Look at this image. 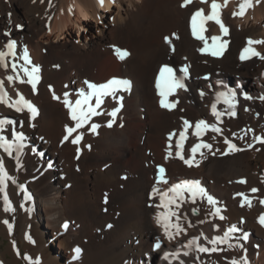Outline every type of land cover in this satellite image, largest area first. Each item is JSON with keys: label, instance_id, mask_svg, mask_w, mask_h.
Returning <instances> with one entry per match:
<instances>
[{"label": "bare ground", "instance_id": "bare-ground-1", "mask_svg": "<svg viewBox=\"0 0 264 264\" xmlns=\"http://www.w3.org/2000/svg\"><path fill=\"white\" fill-rule=\"evenodd\" d=\"M211 2L104 0L101 6L100 0H0V51L16 41V57H7L8 68L0 65V80L9 102L23 94L37 109L33 117L27 109L18 112L0 102V119L16 121L2 134L14 139V129L25 135L24 148L18 154L14 149L13 157L0 148L16 181L7 188L14 212L3 210L0 193V235L9 239L0 264H22L23 259L31 264H244V257L247 264H264V60L239 58L249 40L264 41V0H251L243 16L233 15L242 0H217L228 32L207 21L203 35L210 46L213 36L220 37L217 43L227 42L220 56L199 51L204 41L192 34V15L200 8L207 15ZM251 47L264 54V43ZM25 49L28 67L40 69L35 89L22 70L11 68L13 60L25 63ZM116 49L129 55L120 59ZM165 64L185 84L167 97L175 103L172 109L161 106L156 86ZM113 70L118 72L100 77ZM17 71L20 78L8 81ZM112 78L130 81V89H120L116 98L104 96L100 114L65 141V126L76 123L65 93L75 103L81 89L90 91L86 81L102 84ZM228 89L237 93L234 116L222 98L217 102V94ZM214 103L220 120L212 114ZM200 120L221 132L208 129L197 136ZM92 124L99 125L95 132ZM181 132L186 136L182 142ZM81 133L80 142L72 143ZM225 138L241 150L228 151ZM201 143L212 147L193 156L192 147ZM188 159L195 162L189 166ZM161 167L166 184L160 180ZM182 181H199L216 204L199 196L193 201L185 192L179 207L172 205L179 219L171 218L185 231L170 229V240L157 223L165 211L158 207L159 193ZM238 193L251 200L250 207L242 205ZM232 226L239 231L228 243L215 245L220 251H199L200 246L212 248L210 241Z\"/></svg>", "mask_w": 264, "mask_h": 264}, {"label": "snow or ice", "instance_id": "snow-or-ice-1", "mask_svg": "<svg viewBox=\"0 0 264 264\" xmlns=\"http://www.w3.org/2000/svg\"><path fill=\"white\" fill-rule=\"evenodd\" d=\"M201 3H207L208 0H200ZM104 0H100L101 6H103ZM192 3V0H184V5L182 6H187L188 4ZM221 5L217 3V0H212L210 4V12L205 15L204 9L200 8L198 9L191 17V26H192V34L195 36L197 39L204 41V47L199 49L201 52H210L211 55L213 56H220L223 54V50L226 47V43H217V41L220 40V37L213 36L211 37L212 44L211 46L208 43V38H206L203 33L206 31L205 24L207 21H214L215 23L220 25V28L223 33L227 34L228 29L225 27L221 20ZM248 7H251V0H242V3L240 4V10L238 12H234L233 15H240L243 16L246 9ZM167 43H171V40L169 38H165ZM264 43V41H253L249 40L248 41V47H245L241 53H240V59L243 60H248L251 59L252 57H258L261 60H264V54H261L258 52L255 48L251 47L253 44H261ZM6 48L8 49L7 52L5 51H0V65H2L5 68L9 67V62L7 57L11 56L13 58L16 57V41L15 40H10L8 44L6 45ZM117 55L119 56L120 59H124L126 56L129 55V53L126 50H121V49H116ZM23 60L24 64L18 65L15 60L11 63V68L16 71L18 68L23 71L24 75L28 77L27 82L32 84L33 89H35V85L37 81L39 80V67L32 65L31 68L28 67L29 64H31V60L29 58L27 49L24 50L23 54ZM187 69L188 66L186 65L182 71L184 75H187ZM175 69L170 67L169 65L165 64L163 65L160 70H159V78L157 80V88L160 90L159 94L161 96L160 104L162 107L167 108V109H172L175 107V103H169L167 100V97L171 95L173 92H175L177 89L180 88H185V84L183 83V78L182 77H177L175 74ZM20 75L19 72H16L15 76L9 75L7 77L8 81H13L15 79H19ZM21 82H24L21 80ZM87 84V87L90 91L85 92L83 89L80 90L79 93V98L75 100V103H73L71 100H69L68 94L65 93V99L64 103L65 106L69 109L70 111V116L73 121H75V127L71 126H65L66 128V135L63 137L65 141L69 139V137L76 132L78 128H81L84 124H86L89 119L92 116L99 115L100 113L97 112V109L100 107L101 103L103 102L102 98L104 96H112L113 98H116L117 93L119 92L120 89L124 90H129L131 82L128 80H122L119 78H112L108 80L106 83L102 84H95V83H90V82H85ZM4 82L0 80V102L8 104L9 107L14 108L16 111L20 112L23 111L24 109H27L29 112L32 113L33 117L37 114V109L35 106L31 103V101L27 100L23 94H19L18 99L9 102L10 98L8 97L7 91L4 89L3 86ZM236 91L234 89H228L226 92H221L217 94V102L223 99L224 103L229 105V108L231 111L229 112V115L234 116L235 115V98H236ZM247 99H251L252 97L247 96L245 94ZM95 97V105L92 104V99ZM59 99V97H57ZM120 100L123 99V97H119ZM261 99H264V97H261ZM212 114L216 117L217 120H220V117L222 113L217 111L216 104L214 103L212 106ZM119 111V108L114 109L110 115L115 117L117 112ZM16 121L11 120V119H0V148L3 149V151L9 156L13 157V150L15 149V152L18 154L21 152V150L24 148L23 141L25 139V135L22 131H15L13 129L12 131V136L14 139H9L8 136L3 135L2 133L5 130V126L9 125H15ZM109 127L112 126V121H109L108 124ZM189 122L187 120L184 121V127H185V132L187 131V128L189 127ZM99 127L97 124H92L91 125V130L95 132V130ZM195 129L196 132L195 134L197 136L202 135V133L208 129H211L214 132H221V129L217 127L216 125L208 124L204 120H200L195 124ZM185 132L180 133V140L181 142L186 139ZM82 133L77 135L75 139H73L71 142L74 144H78L82 138ZM172 134H170L171 136ZM243 137H241L242 139ZM256 139H262L257 137ZM225 143L228 145V151H240L241 149L237 148L235 144H233L231 141H229L227 138H225ZM182 146V144H181ZM212 145L207 144V143H201L197 144L192 147L191 152L193 156L196 154V152L200 148H208L211 149ZM251 147V145H249ZM79 151V149H78ZM169 155H171V152H169ZM179 155V153H178ZM180 158L183 160L184 157L180 155ZM16 159L18 160V155L16 156ZM186 164L191 166L195 161L193 159H188L184 160ZM164 172L165 169L163 167L160 168V180L163 183H167V180L164 177ZM11 181L13 184H15V178L10 176L7 168L5 167L3 157H0V193H3L2 199H3V210L5 212H14L15 209L12 207L11 201L8 196L7 188H8V183ZM244 182V181H242ZM158 189H153V195H156L158 193ZM252 192H256L257 189L253 188L251 190ZM190 193L191 198L193 201L199 196L201 199L206 198L207 202L211 205H215L216 201L215 199L209 195L204 188H202L199 184V181H182L181 183L172 185L171 188H169L165 192L159 193L160 195V201L161 204L158 205V207H163L165 211L161 212L158 215L157 218V223L161 224L164 228V231L168 238L171 240L174 238L173 232L170 231V229H175L176 233H180L182 231H185L180 227V225L174 224L171 222L172 217H176L178 220L179 217L175 211L172 209V205H176V207H179V204L177 203V200L183 201L185 199L184 193ZM171 194V195H170ZM237 195H241L244 197L242 201V205L246 203L249 207L251 206V200L243 193H238ZM261 203H264V201H261ZM219 209H216V213H219ZM220 219H224L223 216L220 217ZM260 222L264 224V216L260 217ZM4 223L8 225L9 230H11L12 225L5 220ZM65 228H67V224L64 225ZM111 227V225H109ZM239 231L235 226L230 227L224 234L223 236H216L213 238L210 243L213 245L212 248L208 247H199V251L201 252H214V251H220L221 249L215 247L217 244H226L228 243L230 239V235L233 232ZM245 240H247L248 236L247 234L244 235L243 237ZM29 239H31L29 237ZM197 238H193V241L191 243H196ZM229 247H233V245L228 244ZM242 247V245H238ZM156 247L159 248L160 244L157 243ZM81 249L76 248L75 252L77 256H79ZM29 260H31V257H28ZM244 264H247L246 257L243 258ZM232 264H238L237 261L233 260Z\"/></svg>", "mask_w": 264, "mask_h": 264}, {"label": "rangeland", "instance_id": "rangeland-1", "mask_svg": "<svg viewBox=\"0 0 264 264\" xmlns=\"http://www.w3.org/2000/svg\"><path fill=\"white\" fill-rule=\"evenodd\" d=\"M81 32H84V29L83 28H82ZM73 34H75V36H76V32L73 31V33L71 35H73ZM117 72H118L117 70H113V71L108 72V73H102L100 75V77L101 78H106V76H108V74L117 73ZM19 130H24V129H19ZM17 180L20 183L25 184V186H27L25 179H23V178H17ZM19 242H21L20 239H19ZM7 243H9V239L5 238L3 235H0V252H2L5 249ZM22 264H31V263H26L25 260L23 259Z\"/></svg>", "mask_w": 264, "mask_h": 264}]
</instances>
